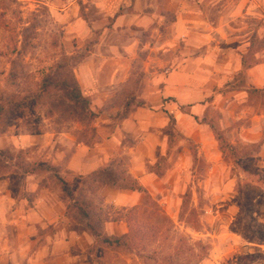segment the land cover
Here are the masks:
<instances>
[{
    "label": "rangeland",
    "instance_id": "1",
    "mask_svg": "<svg viewBox=\"0 0 264 264\" xmlns=\"http://www.w3.org/2000/svg\"><path fill=\"white\" fill-rule=\"evenodd\" d=\"M253 1L0 0V94L36 91L66 56L97 113L82 124L66 105L36 108L0 126V150L57 166L101 208L105 235L139 232L127 249L74 231L51 173L10 166L0 264H264V0ZM210 125L236 156H222ZM107 165L118 182L103 183ZM140 178L148 196L128 189Z\"/></svg>",
    "mask_w": 264,
    "mask_h": 264
},
{
    "label": "trees",
    "instance_id": "2",
    "mask_svg": "<svg viewBox=\"0 0 264 264\" xmlns=\"http://www.w3.org/2000/svg\"><path fill=\"white\" fill-rule=\"evenodd\" d=\"M20 52H17L16 57L11 60L12 66L17 65ZM10 86H15L16 74L9 73ZM37 89L34 92L19 94L17 92L9 94H0V126L7 127L10 124L11 118L25 117L27 112L35 111L36 108L45 110L47 114L52 115L56 111V107H67L69 117L88 124L93 121L97 113H95L90 106V101L87 96L83 94L82 88L79 85L76 77L72 71V64L69 57L62 56L59 62L53 63L47 70H42L38 74L36 81ZM259 90V89H254ZM196 120L197 117H194ZM169 122L174 123L172 116L169 117ZM169 127V125H167ZM210 128L218 143L219 150L225 158L236 156L234 147L223 140L218 135L213 127ZM230 155V156H229ZM15 159V161H14ZM14 161V162H13ZM11 164V165H10ZM158 164V161L156 162ZM10 166H15V172H22L24 175H32L39 171L50 172L52 178L56 181V185L60 189L62 196L69 199L71 203L67 207V216L75 223L74 231H88L93 237L110 248H127L133 249V246H138L137 236L138 230H134L131 225H127V232L121 236L105 235L102 231V223L104 217L101 208L94 202L92 198L76 197L72 187V181L63 177L57 166L47 163H40L39 165L22 164V159L12 155L8 150H0V169L8 170ZM154 174L160 177L162 173L157 169H153ZM97 173L102 177L104 184L118 182V177L114 175L109 166L101 168ZM128 189L141 192L144 196H148L147 190L137 183L127 185ZM188 251L191 250L187 247ZM254 254H247L238 257L237 264H249L252 262Z\"/></svg>",
    "mask_w": 264,
    "mask_h": 264
},
{
    "label": "crops",
    "instance_id": "3",
    "mask_svg": "<svg viewBox=\"0 0 264 264\" xmlns=\"http://www.w3.org/2000/svg\"><path fill=\"white\" fill-rule=\"evenodd\" d=\"M243 2H244V3H240V4H239V8H240V6H244V8L247 7V9L249 10V9H251L254 5H256V4H254L255 2H254L253 0H250V1H249V0H243ZM253 4H254V5H253ZM237 7H238V6H237ZM239 8H238V9H239ZM241 13H242V10H240V14H241ZM236 14H238V11H237ZM240 14H238V15H240ZM199 34H200V33H199ZM201 35H202V38H203V37L205 38V37H207V36L209 35V33H208V31H205V32H202ZM257 68H258V66H256V67H251V68H249V70H250V71H253V70H256ZM174 76H175V75H173L172 73H169V74L166 76V78H165V82H166V87H165V88H166V89L169 88L170 85L172 84V81H173V79L175 78ZM107 84H111V83H107ZM96 85L99 86L98 84H96ZM96 85H95V86H96ZM97 86H96V89H101V90L103 89L104 94H105L106 97L111 96V95H110V92H111V91H110V87H111V85H107V86L100 87V88H98ZM84 95H85V96H90V95H91V92L89 91V92L86 93V94L84 93ZM136 176H137V175H136ZM140 179H141V182H142V183L140 184V186H142V187L144 186V188H145L146 185H145V183H144L143 178H140ZM123 232H125V231L122 230V232L120 233V235H121V234L123 235V234H124Z\"/></svg>",
    "mask_w": 264,
    "mask_h": 264
}]
</instances>
